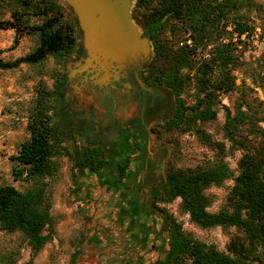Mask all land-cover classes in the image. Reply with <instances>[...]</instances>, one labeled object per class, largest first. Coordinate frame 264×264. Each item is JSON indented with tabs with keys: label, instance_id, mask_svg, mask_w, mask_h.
I'll list each match as a JSON object with an SVG mask.
<instances>
[{
	"label": "rangeland",
	"instance_id": "1",
	"mask_svg": "<svg viewBox=\"0 0 264 264\" xmlns=\"http://www.w3.org/2000/svg\"><path fill=\"white\" fill-rule=\"evenodd\" d=\"M54 1L60 7L62 21L74 29L72 51L62 56L49 54L36 63L23 62L17 67L0 68V185L11 184L20 191L42 187L48 200L50 220L46 226L51 236L33 253L21 231L0 230V264H9L6 255L16 264H70L73 254L76 255L74 264H153L163 258L168 249L166 212L190 236L227 250L230 237L237 233L236 228L220 225L202 228L193 223L181 209L179 197L164 200L165 174L169 168L206 167L219 159L237 173V161L243 150L232 148L224 134V106L230 109L231 115L239 108L246 111L244 103H240L246 97L257 116L264 109V0H234L236 6L227 15L225 24H218V29L211 28L196 49L194 58L200 61L207 58L216 45L224 43L232 45L236 59L228 64L232 88L217 93L214 117L170 129L166 128V123L174 116L176 96L166 83L147 77L154 57L152 41L150 58L139 62L143 69L141 85L151 92L148 94L151 105L143 117L145 128H142L137 118L139 111L129 109L123 101L113 115L110 106L104 108L95 86H109L119 73H113L106 83L100 84L97 81L101 73L94 68L79 70L86 57L82 31L71 7L64 0ZM134 1L130 14L142 33V27L132 16ZM12 8L9 3L0 1V20L10 18ZM25 17L29 24L41 21L39 16L30 13ZM238 19L248 25L240 36L234 30ZM168 24L164 35L175 48L194 45L190 32L177 21L170 20ZM14 36L13 28H0L1 59L12 60L23 55L38 42L37 32L23 34L15 45ZM55 84L63 87L62 98L50 95L45 102L53 108L55 122L60 114L63 118L65 113L70 116L71 131L62 133L57 140L49 173L18 177L13 168L21 165L10 157L29 136L27 122L36 108L40 91L54 89ZM194 93L191 84L179 97L192 105ZM58 109L61 111L56 114ZM258 123L264 126L263 122ZM244 125L248 127V123ZM184 127L187 128L183 130ZM197 128L210 138V143ZM247 137L253 139L254 135L247 132ZM136 143H145L146 151L136 150ZM90 151L97 154V171L78 164L83 160L82 154ZM125 156L129 160L123 185L114 187L101 183L102 179L116 175L113 162ZM232 183V178H228L205 189L210 199L209 211H216L224 204Z\"/></svg>",
	"mask_w": 264,
	"mask_h": 264
},
{
	"label": "trees",
	"instance_id": "2",
	"mask_svg": "<svg viewBox=\"0 0 264 264\" xmlns=\"http://www.w3.org/2000/svg\"><path fill=\"white\" fill-rule=\"evenodd\" d=\"M0 1L13 7L10 18L0 20V28L15 30L13 45L17 44L23 34L38 33V42L34 48L12 60L0 58V68L17 67L23 62L36 63L49 54L62 56L72 51L75 44L74 29L69 23L62 21V12L54 0ZM234 6V0L134 1L132 16L142 27V33L152 41L154 49L147 77L166 83L176 96L177 106L174 116L166 123L167 129L214 117L213 105L217 93L232 88L233 78L228 67L229 63L236 60L232 45L218 44L207 58L200 61H196L194 57L196 49L211 32L210 29L217 28L218 24H225L227 15ZM26 13L39 16L41 21L29 24ZM170 20L177 21L184 30L190 32L194 40L193 46H173L164 35ZM247 29V22L240 19L235 21L237 36ZM191 72L193 73L190 74ZM191 84L195 88V103L188 105L179 95ZM62 88L55 84L54 89L40 91L36 108L27 122L29 136L19 144L17 153L10 157L14 163L21 165L13 168L16 176L24 174L25 177H36L50 172L54 147L62 133L71 131V119L65 113L67 117L63 118L60 114L55 122L52 119L53 108L45 100L50 95L62 98ZM243 94L242 91V98ZM242 102L246 111L239 108L233 115L224 106V134L232 148L240 147L243 150L237 161V173L234 174L223 159L206 167L169 168L165 174L164 187V200L168 202L179 197L181 209L196 225L202 228L234 226L237 233L230 237L227 250H220L213 243L190 236L166 212L168 249L164 257L153 264H264V126L258 123H264V109L257 116L251 101L244 97L240 103ZM60 111L58 109L56 114ZM246 123L248 127L244 125ZM57 125L61 128H57ZM141 125L145 128L142 122ZM196 130L210 143L208 136L198 128ZM247 132L252 133L254 138H248ZM139 148L146 151V144H140ZM82 155L83 160L78 161V164L88 165L91 170L97 171V154L90 151ZM128 158L125 156L116 159L113 162L116 175L111 179H102L101 183L121 187ZM228 178H232L233 183L224 204L216 211H209L207 207L210 199L205 189ZM47 208L48 200L45 199L42 187L20 191L11 184L0 185V230L21 231L33 253L51 236L50 229L46 226L50 220ZM75 256L73 254L70 264L75 263ZM4 257L8 258L9 264H16L12 257Z\"/></svg>",
	"mask_w": 264,
	"mask_h": 264
},
{
	"label": "water",
	"instance_id": "3",
	"mask_svg": "<svg viewBox=\"0 0 264 264\" xmlns=\"http://www.w3.org/2000/svg\"><path fill=\"white\" fill-rule=\"evenodd\" d=\"M73 10L82 31L84 62L79 70L92 67L106 83L127 64L147 61L152 54L150 39L134 23L133 0H64Z\"/></svg>",
	"mask_w": 264,
	"mask_h": 264
},
{
	"label": "flooded vegetation",
	"instance_id": "4",
	"mask_svg": "<svg viewBox=\"0 0 264 264\" xmlns=\"http://www.w3.org/2000/svg\"><path fill=\"white\" fill-rule=\"evenodd\" d=\"M140 63L127 64L126 68L119 72L118 77L113 79L109 86H95V92L104 108L110 106L111 115L115 113L118 104L123 101V104L129 109L136 108L139 111L137 118L143 122V117L147 114L146 110H149L151 105L148 99V94L150 95L151 92L150 89L147 90L146 86L141 85L143 69ZM138 148L139 145L136 143L135 149L138 150Z\"/></svg>",
	"mask_w": 264,
	"mask_h": 264
}]
</instances>
